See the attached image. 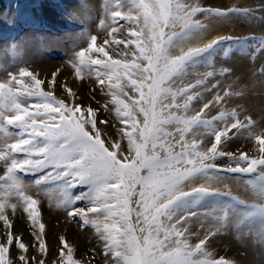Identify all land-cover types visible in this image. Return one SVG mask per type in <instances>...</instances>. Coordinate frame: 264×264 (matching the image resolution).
<instances>
[{"label":"snow or ice","instance_id":"obj_1","mask_svg":"<svg viewBox=\"0 0 264 264\" xmlns=\"http://www.w3.org/2000/svg\"><path fill=\"white\" fill-rule=\"evenodd\" d=\"M112 2L106 0L105 17L99 22L111 39L98 44V36L90 35L87 47L74 52L69 63L77 79L82 80L87 69L95 73L98 86L103 88L107 81L105 94L126 126L120 131L121 140H127V152L121 142L108 144L102 139L97 123L107 121H97L99 109L84 108L77 102L69 105L57 98L54 90H42L44 81L26 68L15 74L9 72L8 79L0 82V160L6 166L5 177H0V221L7 228L6 240L0 242V264H47L44 259L29 257V246L12 231L13 225L4 214L7 207L17 208V203H9L15 196L32 226H38L39 231L32 233L38 241V251L47 254L38 200L28 194L29 186L17 178V171L39 173L35 180L38 186L49 181H59L66 189L84 186L86 191L79 194L65 192L61 206L70 219L79 217L81 228L91 225L95 229L104 254L110 255L115 264H232L223 257L215 258L208 244L229 228L250 227L257 219L264 229V130L254 131L255 122L247 116L242 121L236 109L204 118L209 104H223L227 97L242 94L230 88L192 113L190 104L199 95L197 86L204 81L185 83L184 77L190 67L201 61L211 63L219 53L229 56L232 44L244 48L248 41L258 39L216 36L192 46V41L206 30L198 14L206 20L223 21L233 14L248 15L251 10L204 7L198 0H115V8ZM119 21L130 25L126 40H117L113 35ZM112 44H124L125 48L134 45L132 59H113L105 49V45ZM20 47L12 45L14 56ZM177 48L180 52L174 54ZM262 50L264 38H259V47L250 55L254 58ZM230 71L220 69L222 75ZM214 74L208 72L206 76ZM48 83L62 87L75 98L71 88L59 85L56 73ZM125 89H131L137 97ZM32 98L39 102L29 103ZM103 107L108 110V103ZM137 114L143 116L142 122ZM170 125L178 138L169 130ZM242 131H247L248 138L258 145L259 158L224 151L228 141ZM205 136L212 138L210 146H206ZM225 156L230 163L221 169L217 160ZM221 172L236 174V178L255 174L254 181H247L252 202L216 189L212 181L222 179ZM200 180L206 183L199 184ZM134 197L138 198L133 200ZM75 201H87L89 206L72 207ZM205 204L212 205L211 212L205 213L211 217L209 226L201 224V231L193 234L189 220L198 215L197 205ZM192 235L198 241L195 245L190 243ZM60 242L58 264H80L67 241L61 237ZM13 245L20 250L15 260L9 258Z\"/></svg>","mask_w":264,"mask_h":264},{"label":"rangeland","instance_id":"obj_2","mask_svg":"<svg viewBox=\"0 0 264 264\" xmlns=\"http://www.w3.org/2000/svg\"><path fill=\"white\" fill-rule=\"evenodd\" d=\"M93 1L94 4L89 6L86 0H0V82L8 79L9 72L14 74L18 73L20 68H26L35 74L37 72V78L44 81L41 85L42 90H54V95L59 99L65 100L69 105L73 102H77L84 108L90 106L93 109H99L96 113L97 121H107L106 124L97 123V128L102 134V139L108 144L113 141L121 142L125 152H127V140H121L120 131L121 128H125L126 126L121 123L120 118L112 110L113 105L110 103L111 98L105 94L107 91V81L103 88L98 86L96 84L95 73H89L87 69H85L84 78L82 80L77 79L74 74V69L69 63L73 58L74 52L79 51L83 47H87L86 44L89 42L88 37L92 35L95 29H97V33L94 32L93 34H98L97 43L102 44L105 39H111V37L107 36V32L99 26L100 19H102L103 16L105 17L106 0ZM198 2L204 7L227 8L235 6L250 9L251 11L248 15L238 16L233 14L229 17L231 19L233 18V20H231L232 22L229 23L230 25H238L236 28L237 31L231 28L230 32H234V34L224 36L239 38L252 36L258 39L255 41H248L247 46L244 48L232 44L229 56L224 57L222 53H219L213 56L211 63L207 60L201 61L188 69L184 77L185 83L195 84L198 80L204 81L202 85H198L196 88V92L199 93V95L191 102L190 110L192 113L199 111L204 104L214 101V98L218 94L221 96L223 95L225 87H221V83L217 80L232 74L233 68H229V62L232 61L233 63L235 61L234 59L238 57L246 61L247 73L245 75L248 77L247 83L253 84L254 86L252 88L243 89L242 91L231 90L233 93L240 92L242 94L227 97L223 104H209V108L204 110V118L211 119V117L218 115L221 111L228 109L227 111L230 112L232 109H236L242 121L247 116L255 122L253 130L259 133L261 130H264V72L261 71V69L264 68V50L257 52L254 58L250 53L255 50V47H259V38H264V0H198ZM209 4L215 6H210ZM112 7H116L115 0L112 2ZM197 18H199L202 23L206 24V29L208 28L209 21L222 22L211 18L206 20L203 15L199 14ZM229 18L223 21H228L230 20ZM108 24H111V20ZM120 25H123V27H120ZM116 27L118 30L113 35L117 40H126L129 38L130 25L125 21H119ZM176 30H179V26ZM14 43L21 45V47L18 48V54L15 56L12 52V45ZM105 49L113 59L131 60L132 56L130 52L135 51V46L129 44L127 48H125L124 44H112L105 45ZM173 52L174 54H179L180 50L177 48L174 49ZM123 53L129 54L125 56ZM93 55L99 56V54ZM257 62L260 63L261 68L255 70ZM221 68H229L231 71L228 74L222 75L220 73ZM53 72L57 75L59 85L66 84L71 88L72 92L76 94L75 98L69 96L62 87L49 85L48 81L52 79L49 78L52 77ZM208 72H215V74L206 76ZM259 77L263 79L261 81V88L257 90L254 83L258 84L257 78ZM75 78L77 80H74ZM25 80L26 82H30V78H25ZM80 86L82 87L80 88ZM125 90L130 96L137 97L138 95L131 89ZM247 96L260 98L262 102L259 107L261 115H259V110L255 111L253 108L246 107L237 109L236 105H238L239 100ZM123 98L125 100L128 99L127 97ZM177 99L183 104V101L179 100V97ZM36 102L39 101L35 98L29 100V103ZM105 103H108V110H105L103 107ZM129 103H131V101H129ZM249 104L250 103H247L246 105ZM137 118L142 122V115L137 114ZM168 127L170 131H173L174 136L178 138L174 126L170 125ZM10 131H16V129L10 128ZM202 131L203 129H201V132ZM191 138L192 137L189 136V139ZM197 138H199V134H197ZM204 139L206 141V146H210L212 138L210 136H205ZM11 142L12 141H9V143ZM175 150H179L178 145ZM224 151L232 152L236 156H238L240 152H245L250 157H260L258 145H256L253 139L248 138L247 131H242L241 134L236 135L233 139L228 141L224 146ZM217 163L221 166V169H223L226 168L230 162L229 158L225 156L218 158ZM5 173V162L0 160V177H5ZM38 175L39 173L34 175L32 173L16 172L17 178L24 185L29 186L28 194L38 200L37 208L40 213L38 219L45 225L42 238L47 246L46 255L38 251V241L32 235L34 231H39L38 226H32L31 222L28 220L27 213L24 212V206L17 202L15 196L10 197L9 203H17V208L13 210L11 207H7L4 211V214L7 215L9 221L13 225L12 231L16 235L21 236L23 242L29 246V257L44 259L47 264H58L62 247L60 238L63 237L65 240L67 239V243L73 248L74 259L78 260L80 264H115L114 259L110 255L106 256L104 254L103 244L96 234L95 229L91 225L86 228H81L79 217L70 219L67 215V210L61 206V201L64 198L65 192L79 194L82 191H86V188L84 186H77L66 189L59 181H49L48 183L38 186L35 184ZM221 176L222 179L219 181L215 180V178L212 181L216 189H219L221 192L230 191L231 195L236 196L238 199L248 201L249 203L252 202V192L247 181H254L256 178L255 174H244L240 178H236V174H225L221 172ZM2 183L3 181H0V184ZM198 183L203 184L206 183V181L200 180ZM225 185H227V188H225ZM137 198L138 197H134L133 200ZM232 203L235 202L232 201ZM88 206L89 204L87 201H75L72 205V207L78 208H87ZM131 206L133 209L136 208L135 203H132ZM236 207L243 210L242 205L237 204ZM7 209L8 212L6 211ZM195 210L198 212V215L191 218L188 224L193 234L201 231V224L209 226L208 222L210 216L206 217L205 213L211 212L212 205H197ZM46 215L48 218L45 217ZM135 220V211H133L132 222L135 223ZM61 224L65 225L66 229ZM70 229L72 231H70ZM233 229L234 231L232 232L227 230L217 235L208 244L209 251L215 253V248L221 251L214 254L215 258L223 257L225 260L232 262V264H243L242 261L247 255L250 256V252H255L256 255L254 256L253 254V258L263 256L264 259V253L262 251L264 250V236L261 238H254L251 236L256 229H260L261 232L264 231L258 219L250 227H243L238 230L233 226ZM244 229H246V231H243ZM260 231L257 233L260 234ZM6 232L7 228L4 222L0 221V242L6 240ZM68 236H70V239ZM223 236L226 241L227 239L229 240V242L227 241L229 246H234L232 249H229L226 244L223 245L222 242L216 244L213 242L217 238H223ZM197 242L196 236L192 235L190 237V243L195 245ZM210 245H213V248H210ZM19 254L20 250L15 247V245L10 247V259L15 260ZM225 255L227 257H225ZM249 264H264V262L257 261L252 263V261H249Z\"/></svg>","mask_w":264,"mask_h":264},{"label":"bare ground","instance_id":"obj_3","mask_svg":"<svg viewBox=\"0 0 264 264\" xmlns=\"http://www.w3.org/2000/svg\"><path fill=\"white\" fill-rule=\"evenodd\" d=\"M224 1V0H223ZM236 1H240V0H236ZM249 1V0H248ZM200 2V1H199ZM218 2V1H217ZM230 2V1H229ZM254 2V1H253ZM86 3L91 6L94 4V1L93 0H86ZM238 3V2H236ZM210 6H215V5H212V4H209ZM226 5V4H225ZM237 5V4H236ZM243 5V4H242ZM247 6V5H246ZM252 6V5H251ZM224 8V7H223ZM104 18V16H103ZM230 20L228 21H222V22H216V21H209L208 23V28L205 30V32L202 34V36L200 38H198L197 40H194L192 41V46H196V45H202L204 43H207L209 40H211L212 38L216 37V36H224V35H231V34H234V32H230V29H234L237 31V26H235L234 24H229L230 22H232L231 20H233V18H229ZM247 21V20H246ZM249 21V20H248ZM110 20L108 19L107 20V23H109ZM229 24V25H228ZM246 26V25H245ZM254 26V25H253ZM249 30V29H248ZM258 30V29H257ZM97 33V29H95V31ZM93 32V33H94ZM239 32V31H238ZM92 33V32H91ZM92 33V35H94ZM95 33V34H96ZM241 33V32H240ZM258 33V32H257ZM98 36V34H96ZM237 35V34H236ZM89 38V37H88ZM99 44V43H98ZM87 45V44H86ZM83 46V45H82ZM84 48V47H83ZM186 50V49H185ZM235 61L232 63L229 62V68H233L232 70V74H230L229 76H226L224 77L223 79H218L217 81L219 83H221V87H225V89H228L230 88V90L232 91H242L243 89H246V88H252L254 85L253 84H248L247 81H248V77H246V61L244 59H239L238 57L234 59ZM243 60V61H242ZM249 62V61H247ZM250 63V62H249ZM49 65V64H47ZM56 65V64H55ZM70 65V64H69ZM257 67L255 70H258V68H261V65L259 62L256 63ZM51 67V66H50ZM54 67V66H53ZM56 68V67H55ZM55 68H53L54 70H56ZM67 69V67H66ZM65 69V70H66ZM47 70V69H46ZM48 71V70H47ZM57 71V70H56ZM50 73V72H49ZM54 73V72H53ZM72 73V72H71ZM35 74V73H34ZM37 74V72H36ZM49 75V74H48ZM47 75V76H48ZM57 76V75H56ZM62 76V75H61ZM65 76H68V75H65ZM41 77V76H40ZM52 77H50L49 79H51ZM73 78V77H72ZM264 78V77H263ZM262 77H259L257 78V82L258 84L254 83L256 86L255 88L257 90H259V88H261V81L263 79ZM47 80V79H45ZM68 80V79H67ZM74 80H77L76 78ZM73 81V80H72ZM80 82V81H79ZM264 82V81H263ZM70 83V82H69ZM73 84V82H72ZM78 84V83H77ZM80 84V83H79ZM82 86H80L81 88ZM58 88V87H57ZM59 90V88H58ZM58 92V91H57ZM60 93V92H59ZM222 93V92H221ZM213 99V98H212ZM199 100V99H198ZM264 101V100H263ZM247 103H250L249 105H246ZM209 104V103H208ZM262 104L260 98H255V97H250V96H247V97H244L243 99L239 100V103L237 106V109H240V108H246V107H249V108H253L255 111L256 110H259V115L260 114V105ZM228 110V109H227ZM264 115V113H263ZM264 125V124H263ZM262 128V127H261ZM200 138V137H199ZM11 202V201H10ZM45 207V206H44ZM49 208V207H48ZM47 208V209H48ZM42 209V208H41ZM11 210V209H10ZM5 211V210H4ZM8 212V209L6 210ZM12 213V212H11ZM14 213V211H13ZM44 213V212H43ZM10 214V213H9ZM45 215V214H44ZM46 218H48V216L46 215L45 216ZM211 219V217H209V220ZM15 225V224H14ZM62 225V224H61ZM64 226L65 228V225H62ZM205 228L208 227V225H205L204 226ZM18 228V227H17ZM61 228V226H60ZM63 228V229H64ZM69 228V227H68ZM66 229V228H65ZM62 230V228H61ZM201 230V229H200ZM50 231V230H49ZM70 231H72L70 229ZM228 231H234L233 227L229 228ZM243 231H246V229H244ZM258 231H260V229H256L253 231V233L251 234L252 237L254 238H261L262 236L264 235H261V231H260V234L257 233ZM71 233V232H70ZM67 234V233H66ZM68 234H69V230H68ZM65 235V234H64ZM76 236V235H75ZM66 237V235H65ZM69 239H70V236H68ZM72 237V236H71ZM74 237V235H73ZM227 239V238H226ZM67 240V239H66ZM227 241L229 242V240L227 239ZM223 236V238H217L215 239L213 242L218 243V242H222L223 245L226 244V246L229 247V249H232L234 246L233 245H230L229 246V243L227 242ZM214 245V244H213ZM213 245H210L209 247L210 248H213ZM263 253H264V250H262ZM218 252H221L219 251L218 248H215V253L214 254H217ZM253 254L254 256L256 255V253L254 252H250V256L247 255V257L242 261L243 264H249V261H252V263H255L257 261H260V262H264V259H263V256L262 257H258V258H253ZM227 255V254H226ZM225 255V257H227ZM229 256V255H228ZM238 256V255H237ZM230 259H233L231 257H228Z\"/></svg>","mask_w":264,"mask_h":264}]
</instances>
